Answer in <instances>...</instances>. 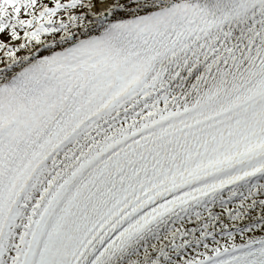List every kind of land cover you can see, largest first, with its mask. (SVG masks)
Segmentation results:
<instances>
[{"label": "bare ground", "instance_id": "6f19581e", "mask_svg": "<svg viewBox=\"0 0 264 264\" xmlns=\"http://www.w3.org/2000/svg\"><path fill=\"white\" fill-rule=\"evenodd\" d=\"M190 0H89L46 14L0 51V86L42 57L94 38L119 22L163 13ZM73 19V20H72ZM64 23L65 31L53 29ZM264 57V0L198 32L141 67V76L80 125L35 169L0 236V264H23L33 236L64 183L109 144L216 96ZM264 242V172L159 217L105 264H198Z\"/></svg>", "mask_w": 264, "mask_h": 264}, {"label": "trees", "instance_id": "16d2710c", "mask_svg": "<svg viewBox=\"0 0 264 264\" xmlns=\"http://www.w3.org/2000/svg\"><path fill=\"white\" fill-rule=\"evenodd\" d=\"M63 0H0V34L26 29L48 6Z\"/></svg>", "mask_w": 264, "mask_h": 264}, {"label": "rangeland", "instance_id": "374dc122", "mask_svg": "<svg viewBox=\"0 0 264 264\" xmlns=\"http://www.w3.org/2000/svg\"><path fill=\"white\" fill-rule=\"evenodd\" d=\"M89 0H63L62 3H57L55 5L48 6L47 9H45L32 23L31 25H28L26 29L19 32H11L10 30H7L0 34V51L5 46V44L8 41H11L16 36H18L21 33H25L30 27H32L36 22H38L41 18H43L46 14L66 11L69 12L70 10H75L80 8L83 4L88 3ZM132 3V0H129ZM73 20V19H72ZM64 23L59 24L57 27L53 29L55 33H59L61 31H65Z\"/></svg>", "mask_w": 264, "mask_h": 264}]
</instances>
